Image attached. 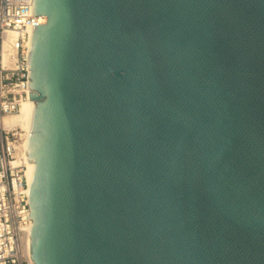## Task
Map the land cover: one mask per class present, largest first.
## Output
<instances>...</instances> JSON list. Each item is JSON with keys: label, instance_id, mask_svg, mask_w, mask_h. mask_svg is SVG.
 <instances>
[{"label": "water", "instance_id": "1", "mask_svg": "<svg viewBox=\"0 0 264 264\" xmlns=\"http://www.w3.org/2000/svg\"><path fill=\"white\" fill-rule=\"evenodd\" d=\"M33 264H264V0H32Z\"/></svg>", "mask_w": 264, "mask_h": 264}, {"label": "built area", "instance_id": "2", "mask_svg": "<svg viewBox=\"0 0 264 264\" xmlns=\"http://www.w3.org/2000/svg\"><path fill=\"white\" fill-rule=\"evenodd\" d=\"M32 0H0V264H33L25 167L14 165L20 141L3 119L30 99L28 53L34 26ZM10 36H13L10 39Z\"/></svg>", "mask_w": 264, "mask_h": 264}, {"label": "bare ground", "instance_id": "3", "mask_svg": "<svg viewBox=\"0 0 264 264\" xmlns=\"http://www.w3.org/2000/svg\"><path fill=\"white\" fill-rule=\"evenodd\" d=\"M38 22L40 24H43L46 22L45 17H41L38 19ZM13 36H10V39ZM32 37V35H31ZM35 102L31 101L30 99L27 101H24L21 103L19 111L16 115L5 117L2 121L3 126L6 129L12 130V129H20L24 132L23 138H21V142L19 144L18 151L15 156V162L14 165L22 164L25 167V174L27 178V182L29 187L31 186L34 169L35 166L33 163L29 162L26 155V148H27V141L28 137L30 135V121L31 116L33 113ZM29 248H30V238H29Z\"/></svg>", "mask_w": 264, "mask_h": 264}, {"label": "rangeland", "instance_id": "4", "mask_svg": "<svg viewBox=\"0 0 264 264\" xmlns=\"http://www.w3.org/2000/svg\"><path fill=\"white\" fill-rule=\"evenodd\" d=\"M24 136V132L21 131L20 129H17V137H18V140L21 142V138H23Z\"/></svg>", "mask_w": 264, "mask_h": 264}]
</instances>
